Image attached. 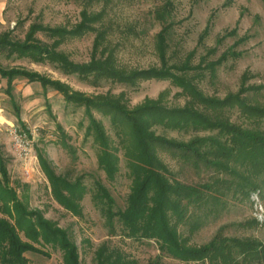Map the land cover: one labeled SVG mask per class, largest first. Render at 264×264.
Returning a JSON list of instances; mask_svg holds the SVG:
<instances>
[{
	"label": "rangeland",
	"instance_id": "obj_1",
	"mask_svg": "<svg viewBox=\"0 0 264 264\" xmlns=\"http://www.w3.org/2000/svg\"><path fill=\"white\" fill-rule=\"evenodd\" d=\"M82 13L96 17L91 30L65 35L56 49L70 61L89 62L100 34L99 50L105 51L104 56L96 53V59L111 56L126 72L152 68L186 75L204 97L218 100L238 93L242 87L262 86L259 92L245 96L252 104L264 107V0H0V34L10 32L13 39L22 41L32 25L70 32L81 22ZM160 34L164 39L163 59ZM35 37L45 44L55 39L42 32ZM0 64L6 69L40 73L87 97L123 95L129 110L159 95L167 108H181L190 101L168 80H140L131 87L109 80L81 79L48 64L9 57L6 52L0 53ZM11 95L7 94L6 80L0 77V154L9 185L27 211H39L44 219L65 231L77 247L81 264H96L98 254L117 264H208L172 258L160 252L154 240L128 237L116 217H107L106 205L95 196V181L107 189L116 211L125 206L131 179L122 152L118 153L119 170L114 180L109 181L98 167L97 146L85 136L88 118L84 106L68 103L53 89L24 79L13 81ZM15 106L25 129L15 116ZM91 114L117 143L109 118L95 110ZM224 115L244 128L256 127L236 109ZM258 126L264 129V120ZM13 130L20 135L21 143L13 140ZM153 130L178 142L216 135V131L168 130L159 126ZM157 153L180 183H216L217 194H210L200 205H189L182 222L171 218L187 246H203L215 237L264 244V181L258 184L257 191L247 192L229 175L195 168L170 151ZM37 154L42 155L56 176L81 180L85 193L78 215L66 211L53 199ZM214 196H219L218 201H214ZM0 218L7 219L1 213ZM39 248L47 256L26 253L28 264H63L58 250ZM231 258L233 264H264L257 254L234 252Z\"/></svg>",
	"mask_w": 264,
	"mask_h": 264
},
{
	"label": "trees",
	"instance_id": "obj_2",
	"mask_svg": "<svg viewBox=\"0 0 264 264\" xmlns=\"http://www.w3.org/2000/svg\"><path fill=\"white\" fill-rule=\"evenodd\" d=\"M95 20L96 17L82 13L81 22L70 32L59 27L32 25L22 41L13 39L10 32H3L0 34V53L6 52L9 57L26 58L37 64H48L66 75H77L81 79L109 80L131 87H135L140 80H168L190 98L189 103L181 108H167L162 104V95H159L157 99L147 98L129 110L123 95L87 97L40 73L22 68L6 69L0 64V77L6 80L7 94L12 97L15 79H24L42 88L53 89L68 103L85 107L88 118L85 136L91 137L96 144L98 167L109 181L114 180L119 170V152L125 160L131 186L123 209L114 211L115 202L107 189L99 181H95L94 185L97 200L106 205L107 217H116L128 237L154 240L160 252L182 262L233 264L231 257L234 252L257 254L264 259V244L250 239L215 237L203 246H187L171 218L182 222L189 205H200L210 194H217L216 183L199 186L180 183L157 153L159 150L170 151L174 157L191 163L195 168L204 167L233 177L238 186L247 192L257 191L258 184L264 181V129L258 126L264 120V107L252 104L245 94L259 92L262 86L242 87L238 93L227 95L222 100L206 98L191 85L186 75L177 76L169 70L152 68L126 72L116 65L111 56L96 59V53L104 56L105 51L99 50L100 34L94 43L93 58L87 63H74L56 50L65 35H80L85 30H91L90 24ZM39 32L55 39L51 44L42 43L35 37ZM159 39L163 59L162 34ZM196 104L203 110L197 109ZM230 109H236L256 127L249 129L232 123L224 115ZM91 110L109 118L117 143L110 139L102 124L92 116ZM15 116L25 129L16 106ZM157 126L168 130L216 131V135L178 142L157 135L153 130ZM36 157L50 185L53 199L66 211L78 215L79 202L85 193L81 180L70 181L56 176L42 155L37 154ZM7 174L0 154V213L7 217L0 218V264H28L24 255L47 256L39 248L44 246L58 250L63 264H81L77 247L65 231L44 219L39 211H27L10 187ZM218 198L214 196L213 199L218 201ZM96 264H117V261L103 259L98 254Z\"/></svg>",
	"mask_w": 264,
	"mask_h": 264
},
{
	"label": "built area",
	"instance_id": "obj_3",
	"mask_svg": "<svg viewBox=\"0 0 264 264\" xmlns=\"http://www.w3.org/2000/svg\"><path fill=\"white\" fill-rule=\"evenodd\" d=\"M11 135L13 137V140H15V142H17V143H21L22 142L21 138H20V135H18L16 133V130L11 131Z\"/></svg>",
	"mask_w": 264,
	"mask_h": 264
}]
</instances>
